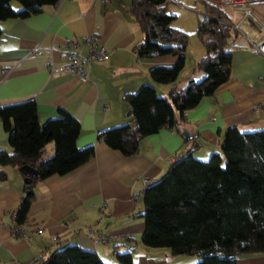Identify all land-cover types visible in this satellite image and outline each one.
<instances>
[{"label":"crops","instance_id":"crops-1","mask_svg":"<svg viewBox=\"0 0 264 264\" xmlns=\"http://www.w3.org/2000/svg\"><path fill=\"white\" fill-rule=\"evenodd\" d=\"M17 3H13L16 10L21 7ZM130 3L62 0L57 6L44 5L39 14L28 19L0 21V106L34 99L42 124L58 118L63 108L81 124L77 147L92 144L95 148L94 156L84 164H74L66 175H53L36 184L28 219L21 225L26 238L13 237L12 233L13 211L22 201L27 180L19 168L4 167L7 179L0 178V264H27L44 251L48 257L70 243L96 252L107 264H121L114 253H126L133 247L127 237L138 239L132 264H195L200 260L190 255L172 256L169 248L147 249L139 241L146 228L143 191L148 186L144 180L149 184L158 181L174 161L188 153L191 146L181 134L160 129L140 141L132 156L98 139L100 130L131 122L124 93L151 83L158 95L167 97L172 87L152 82L149 69L173 65L176 56H136L134 45L142 42L143 34L131 17ZM250 10L264 25V9L254 6ZM237 15L233 25L241 19ZM92 35L95 44L106 47L108 54L104 61L86 68L88 78L50 74L48 67L64 64L59 57L61 49L71 44L79 52H88L85 38ZM234 42L230 81L190 111L182 128L193 137L198 135L192 155L199 159L206 160L213 151H220L227 128L235 126L242 132L264 129V57L244 36ZM203 55V51L196 53L195 62ZM183 69L176 80L180 88L204 76L196 77L194 68L193 77L186 79L188 73L185 66ZM8 134L0 118V149L10 152ZM53 144H47L44 158L54 153ZM90 228L106 239L96 243L88 234ZM236 264H264V254L243 256Z\"/></svg>","mask_w":264,"mask_h":264},{"label":"trees","instance_id":"trees-1","mask_svg":"<svg viewBox=\"0 0 264 264\" xmlns=\"http://www.w3.org/2000/svg\"><path fill=\"white\" fill-rule=\"evenodd\" d=\"M62 0H0V21L26 18L39 14L50 4ZM172 0H131L128 6L134 22L143 34L134 45L139 59L176 56L173 65H156L149 69L152 82L169 85L168 96L158 95L151 83L137 91L124 93L131 122L98 132V139L124 155H134L139 142L160 129L181 134L187 114L230 81L235 39L241 37L233 24L222 18V5L210 0H195L203 6L197 17L195 32L205 52L195 69L202 71L199 79L180 88L176 82L187 62L185 52L191 34L177 29ZM18 2L21 7L14 8ZM3 34L0 27V36ZM230 48V49H229ZM37 102L26 99L20 103L0 106L3 127L9 133L12 150L0 149V178L7 179L4 167L20 168L27 164L37 170L35 178L21 175L31 185V193L15 208L14 223L25 226L28 211L34 202V187L48 177L66 175L74 164H84L95 155L92 144L84 149L76 143L81 124L65 109L58 118L39 122ZM196 134L186 140L190 150L178 158L158 181L151 182L144 195L143 217L146 228L140 242L147 249L169 248L171 255L196 256L195 264H236L243 257L264 254V129L246 131L227 128L220 151L208 159L194 157ZM54 143V153L45 157L46 146ZM133 247L126 253L115 251L121 264H132V253L138 239L127 237ZM116 246L115 248H117ZM210 253L202 255L204 251ZM34 264H107L96 252L79 244H65L47 257L44 251Z\"/></svg>","mask_w":264,"mask_h":264},{"label":"built area","instance_id":"built-area-1","mask_svg":"<svg viewBox=\"0 0 264 264\" xmlns=\"http://www.w3.org/2000/svg\"><path fill=\"white\" fill-rule=\"evenodd\" d=\"M211 3H218L225 6H235L236 12L241 16L238 24L233 25L234 29L238 30L241 36L251 43L254 49L264 57V25L256 20V18L251 16V10L249 5L253 3H264V0H210ZM96 37L94 35L87 36L85 38V44L89 45L90 50L88 52H79L68 44L65 48L60 51V58L63 59L64 64L59 67H48L47 69L51 75L57 76L59 74H76L81 78H88V73H86V68L91 66L94 62L104 61L106 55L108 54V49L101 45L95 44ZM259 108L257 107L256 110ZM149 181V180H148ZM148 181L144 180L146 186H148ZM23 227L20 224H15L13 230V237L21 236V238H26L23 233ZM88 234L93 237L96 243H100L105 240L103 234H98L92 228L88 229ZM27 264H34V262H28Z\"/></svg>","mask_w":264,"mask_h":264},{"label":"rangeland","instance_id":"rangeland-1","mask_svg":"<svg viewBox=\"0 0 264 264\" xmlns=\"http://www.w3.org/2000/svg\"><path fill=\"white\" fill-rule=\"evenodd\" d=\"M18 4V3H17ZM222 18L225 21H236L238 20V15L236 13V7L235 6H225L222 5ZM259 7L261 6L264 9V3L258 2L253 3L249 5V7ZM169 10L170 12L174 13L176 16V22L174 23L175 27L177 29H183L184 31L191 34V40H189V46L187 48V51L185 52V56L187 57V62L185 64V71L188 73V75L185 77H193L195 73V65L197 62H195V55L198 54L199 51L205 52L204 46L200 41L199 35L195 32L196 27L198 25V19L197 17L200 16L203 13V6L199 5V3H196L195 0H172L171 3H169ZM232 48V46L230 47ZM229 48V49H230ZM198 72L197 76H202V71L197 70ZM201 72V73H199ZM182 79V77L180 78ZM178 80V79H177ZM46 155V154H45ZM47 157V155H46Z\"/></svg>","mask_w":264,"mask_h":264},{"label":"water","instance_id":"water-1","mask_svg":"<svg viewBox=\"0 0 264 264\" xmlns=\"http://www.w3.org/2000/svg\"><path fill=\"white\" fill-rule=\"evenodd\" d=\"M181 137L184 139V140H189V139H193L194 137L192 136V134L187 130V129H183L181 131ZM19 172L21 173V175H26L28 176L29 178H35L37 175V170L32 168L31 166L27 165V164H23V166L20 168ZM26 188V192L24 194V196L21 198V200L23 201L24 200V197L28 194L31 193V185L30 184H27L25 186ZM209 254L210 251L206 250L204 252H202V255H205V254Z\"/></svg>","mask_w":264,"mask_h":264}]
</instances>
